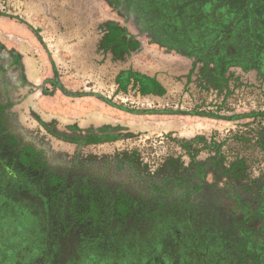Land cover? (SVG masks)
I'll use <instances>...</instances> for the list:
<instances>
[{
    "label": "rangeland",
    "instance_id": "1",
    "mask_svg": "<svg viewBox=\"0 0 264 264\" xmlns=\"http://www.w3.org/2000/svg\"><path fill=\"white\" fill-rule=\"evenodd\" d=\"M135 19L116 0H0V99L12 128L56 160L76 154L109 165L145 194L173 187L193 163H205L208 187L219 189L213 202L238 222L251 220L228 224L232 257L203 263L243 264L249 233L264 264V224L252 216L264 188V117H249L264 113V79L240 68L221 74L155 42ZM117 31L120 42L107 47ZM0 213V264H10L19 247L29 246L25 263L38 257V231ZM56 240L45 247L51 264L80 261L72 234Z\"/></svg>",
    "mask_w": 264,
    "mask_h": 264
},
{
    "label": "flooded vegetation",
    "instance_id": "2",
    "mask_svg": "<svg viewBox=\"0 0 264 264\" xmlns=\"http://www.w3.org/2000/svg\"><path fill=\"white\" fill-rule=\"evenodd\" d=\"M116 1L155 42L218 71L240 68L264 79V0ZM8 108V102L0 99V210L14 215L22 228L38 231L35 239L41 240V256L45 247H55L58 236L71 234L81 261L93 258V248L102 250L103 257L101 244L116 251L130 247L137 253L150 251L153 261L158 255L154 253L166 244L177 262L186 259L182 253L205 260L221 253L233 256L228 224L248 226L251 217L243 224L225 214L227 206L213 202L219 189L214 184L208 187L205 163H193L173 187L153 186L145 194L140 184L137 193L133 179L129 182L109 165L84 161L76 154L65 163L28 143L12 128ZM261 197L252 216L264 224V188ZM129 228L134 233L126 232ZM247 235L241 241L249 246L244 255L260 264Z\"/></svg>",
    "mask_w": 264,
    "mask_h": 264
},
{
    "label": "trees",
    "instance_id": "3",
    "mask_svg": "<svg viewBox=\"0 0 264 264\" xmlns=\"http://www.w3.org/2000/svg\"><path fill=\"white\" fill-rule=\"evenodd\" d=\"M124 35V34H123ZM122 37V32L117 31V33H114L113 35H109L107 37L106 45L107 47L112 46L116 43H119ZM221 74H224V71H221ZM249 117H264V113H257V114H250ZM258 146L262 149L264 152V127L259 132L258 135ZM33 242H37L39 240L33 239ZM41 241V240H40ZM29 247V246H28ZM28 247H19L17 252H13L14 260L10 264H51V260L49 253H47L46 249L44 248L45 252L41 256L39 254L38 257L34 258L32 261H29L25 263V251L28 249ZM36 251L39 249V251L42 249L41 246L35 247ZM169 247H164L160 250L159 253H154L158 254L156 255L155 261H153L152 256L150 251H142L138 252L136 251L135 247H130V248H122L119 249L120 251H116L112 247H108L105 244H103V257L99 254H97L96 249H92L93 251L91 252V260L89 261H78L76 264H166L167 262H172L173 264H204L203 260L201 257L197 258H189L188 256L185 257V253L183 255V261L177 262L176 256L172 257L171 255V250ZM20 250V252H19ZM129 250L131 253L126 254V251ZM128 252V251H127ZM84 257V256H83ZM180 258V256H179ZM215 260H221L223 261V258L217 257ZM214 260V261H215ZM208 261V260H206ZM248 261L247 257H245L241 262L243 264H246ZM213 262V260H211ZM5 264H8V262H3ZM169 264V263H168ZM224 264H228L227 261H224Z\"/></svg>",
    "mask_w": 264,
    "mask_h": 264
},
{
    "label": "water",
    "instance_id": "4",
    "mask_svg": "<svg viewBox=\"0 0 264 264\" xmlns=\"http://www.w3.org/2000/svg\"><path fill=\"white\" fill-rule=\"evenodd\" d=\"M140 113H142V114H143V112H140Z\"/></svg>",
    "mask_w": 264,
    "mask_h": 264
}]
</instances>
